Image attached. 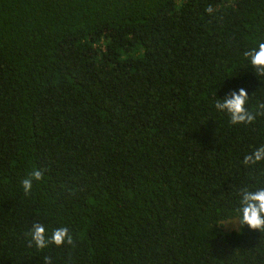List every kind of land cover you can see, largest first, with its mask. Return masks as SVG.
Returning <instances> with one entry per match:
<instances>
[{
	"label": "trees",
	"instance_id": "16d2710c",
	"mask_svg": "<svg viewBox=\"0 0 264 264\" xmlns=\"http://www.w3.org/2000/svg\"><path fill=\"white\" fill-rule=\"evenodd\" d=\"M261 42L264 0H0V264H264V230L222 226L264 187V111L213 107L264 104Z\"/></svg>",
	"mask_w": 264,
	"mask_h": 264
},
{
	"label": "clouds",
	"instance_id": "9594fccd",
	"mask_svg": "<svg viewBox=\"0 0 264 264\" xmlns=\"http://www.w3.org/2000/svg\"><path fill=\"white\" fill-rule=\"evenodd\" d=\"M206 11L212 13L214 9L209 6ZM250 66L255 69L256 77L264 76V42L256 47L248 49L243 53ZM225 81V80H224ZM223 81V82H224ZM222 82V83H223ZM216 99L213 107L219 113H227L230 116V123L248 124L253 122L256 115L264 111V104L258 107L254 114L249 110L247 104L249 94L243 87L228 89L222 96ZM264 161V145H259L246 154L243 158L244 165H252ZM42 172L33 169V171L21 181V187L25 194H28L33 186V181L41 180ZM238 207L236 213L239 217L238 223L231 226L233 228L247 226L250 230H264V187L242 188L238 191ZM230 224L222 225L228 227ZM29 244L37 250H43L49 244L60 246L64 243L71 244L72 236L67 227H58L51 231L42 223L34 222L28 230ZM44 264H52L49 257H44Z\"/></svg>",
	"mask_w": 264,
	"mask_h": 264
},
{
	"label": "rangeland",
	"instance_id": "374dc122",
	"mask_svg": "<svg viewBox=\"0 0 264 264\" xmlns=\"http://www.w3.org/2000/svg\"><path fill=\"white\" fill-rule=\"evenodd\" d=\"M238 219H239V218L231 219V220H228V221L224 222L223 225L230 224L228 227H224V228H225L226 230H228V231L239 230V229L241 228V226H240V227H236V228H233V227L231 226V224H232V225H236V224L238 223Z\"/></svg>",
	"mask_w": 264,
	"mask_h": 264
}]
</instances>
